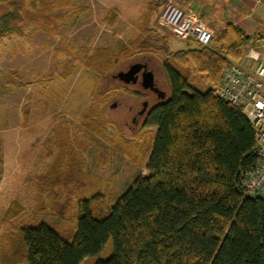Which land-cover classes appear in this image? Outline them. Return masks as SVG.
Returning <instances> with one entry per match:
<instances>
[{"label":"trees","instance_id":"trees-1","mask_svg":"<svg viewBox=\"0 0 264 264\" xmlns=\"http://www.w3.org/2000/svg\"><path fill=\"white\" fill-rule=\"evenodd\" d=\"M68 2L0 0L6 8L0 15V39L22 37L29 27L57 35L71 14ZM156 12L151 9L146 14L144 27L130 47L121 45L120 52L79 48L66 62L62 79L80 67L93 72V102L82 113L77 131L71 132L68 124L55 128L49 150L59 148V157L47 170L54 173L52 185L71 179L80 183L86 161L80 150H94L96 165L105 151L113 156L117 149L137 160L133 140L118 130L109 139L110 96L99 91V76L113 73L133 51L140 54L158 45L167 55L163 69L170 94L149 110L144 123L145 128L157 129L141 150L143 156L150 153L148 174L139 175L112 207L96 190L90 198L93 185L82 183L90 196L78 200L72 242L65 238L68 229L62 227L44 222L16 225V209L10 207L5 217L10 229L0 237V264H83L98 256L109 239L113 255L95 264H264V201L246 187L249 170L258 162L255 130L239 109L214 92L223 73L242 60L251 36L231 24L210 47L197 44L171 53L167 38L156 39V32L148 30ZM60 46L54 49V68L59 65ZM75 59L79 63L73 65ZM192 69L207 83L205 91L192 85ZM23 117L26 123L27 109ZM63 145L71 155L63 156ZM63 162L64 171L59 169Z\"/></svg>","mask_w":264,"mask_h":264},{"label":"rangeland","instance_id":"rangeland-1","mask_svg":"<svg viewBox=\"0 0 264 264\" xmlns=\"http://www.w3.org/2000/svg\"><path fill=\"white\" fill-rule=\"evenodd\" d=\"M66 1L71 5V14L67 18L64 14L67 25L57 31L58 36L29 27L22 37L13 35L0 39V237L10 229L5 217L9 208L14 206L16 225L29 223L38 226L44 222L59 229L62 227L68 229L65 238L72 242L77 232L78 200L89 198L90 195V198L95 197L96 190L112 207L139 175L148 174L146 164L150 153L143 156L141 150L152 141L157 129L144 127L146 112L141 115L140 111L144 109L145 103H148L150 110L163 99L140 84H126L114 76L127 71L135 63H145L154 73L156 86L169 96L170 86L163 69L167 55L158 50L159 46L155 44L154 48L143 53L133 51L124 56L113 73L99 76V91H107L110 96L106 106L112 122L107 128L109 139H113L118 130L124 138L133 140L132 143L137 146L133 152L137 160L131 159L126 153L120 155V149L116 146V154L111 156L105 151L96 165L97 154L94 150L88 153L80 150L86 159L80 183L78 179H71L69 183L52 185L54 173H47V170L53 169L59 157V148L54 146L49 150L53 146V131L60 124H68L71 132L77 131L82 113L93 102L96 79L92 78V71L80 67L79 71L73 70L67 79L60 77L67 67L66 62L74 58L76 49L114 48L120 52L121 45L130 47L129 42L141 33L145 16L153 9L157 12L152 15L148 30L156 32L153 35L156 39L157 36L167 38L169 51L174 53L195 48L197 43L175 38L172 31L162 24V14L167 6H174L181 13L186 11L185 7L190 8L183 14L192 13L203 19L214 33L215 40L223 29L221 25L229 18L237 19L241 14L229 0H201L199 4L191 0ZM5 11L6 8L0 6V15ZM248 24L252 29L249 32L251 39L242 60L236 62L242 65H254L249 57L252 52L259 54L256 56L261 60L264 59V15L254 14ZM58 46L59 65L54 68V49ZM77 62L75 59L73 65ZM191 72L192 85L205 91L207 83L193 69ZM10 77L12 83H8ZM25 109L28 111L26 123L23 117ZM72 141L77 146L75 140ZM64 145L61 151L63 156L71 155L70 148ZM59 169H67L66 164L63 162ZM85 182L93 185L92 194L85 188L87 185L82 184ZM113 253V241L109 239L98 256L83 264L106 260Z\"/></svg>","mask_w":264,"mask_h":264},{"label":"built area","instance_id":"built-area-1","mask_svg":"<svg viewBox=\"0 0 264 264\" xmlns=\"http://www.w3.org/2000/svg\"><path fill=\"white\" fill-rule=\"evenodd\" d=\"M161 19L177 39L192 40L203 47H210L214 41L212 30L195 14L185 15L169 5ZM256 55L249 54L254 65L235 63L225 71L214 92L239 109L255 130L258 162L249 170L246 187L264 201V61Z\"/></svg>","mask_w":264,"mask_h":264},{"label":"crops","instance_id":"crops-1","mask_svg":"<svg viewBox=\"0 0 264 264\" xmlns=\"http://www.w3.org/2000/svg\"><path fill=\"white\" fill-rule=\"evenodd\" d=\"M192 1L197 4L201 2V0H199L198 2H196L197 0H191V2ZM229 1L232 3V6L234 5L237 7L238 14L239 12L241 14H239L238 17H236L237 19L229 18L227 21H225V23L221 25L223 29L218 35L220 36L224 32V29L226 28L227 25L232 24V25L240 27L246 33L247 36H251L249 32L252 31V29L248 27L249 26L248 21L254 17V14L260 13L264 15V0H229ZM185 8H187L185 11L187 13L190 8L189 9L188 7H185ZM201 20L204 22L203 19Z\"/></svg>","mask_w":264,"mask_h":264},{"label":"water","instance_id":"water-1","mask_svg":"<svg viewBox=\"0 0 264 264\" xmlns=\"http://www.w3.org/2000/svg\"><path fill=\"white\" fill-rule=\"evenodd\" d=\"M142 72L141 86L146 90H151L155 93L164 95L156 86L154 73L147 69V65L144 63H135L130 66L127 71H121L117 73L114 78L126 83L137 84L139 81V74ZM164 99V98H163Z\"/></svg>","mask_w":264,"mask_h":264},{"label":"flooded vegetation","instance_id":"flooded-vegetation-1","mask_svg":"<svg viewBox=\"0 0 264 264\" xmlns=\"http://www.w3.org/2000/svg\"><path fill=\"white\" fill-rule=\"evenodd\" d=\"M145 64V63H144ZM147 65V64H146ZM130 68V67H129ZM128 68V69H129ZM147 69L148 70H150L149 69V66L147 65ZM141 79H142V72L139 74V81H138V83L137 84H140L141 85ZM153 92V91H152ZM155 93V92H154ZM160 99H163V98H165V96H166V94H164V95H160L159 93H155ZM144 106V105H143ZM144 109H142V111H140V114L141 115H143V114H145V112H146V116H147V114H148V112H149V108H148V103H145V106L143 107ZM145 120H146V118H145Z\"/></svg>","mask_w":264,"mask_h":264}]
</instances>
